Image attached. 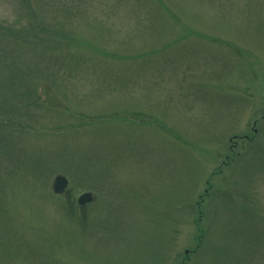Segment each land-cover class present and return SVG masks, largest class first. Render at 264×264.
I'll return each mask as SVG.
<instances>
[{
    "label": "rangeland",
    "instance_id": "rangeland-1",
    "mask_svg": "<svg viewBox=\"0 0 264 264\" xmlns=\"http://www.w3.org/2000/svg\"><path fill=\"white\" fill-rule=\"evenodd\" d=\"M194 1L0 0V264H264V0Z\"/></svg>",
    "mask_w": 264,
    "mask_h": 264
},
{
    "label": "trees",
    "instance_id": "trees-1",
    "mask_svg": "<svg viewBox=\"0 0 264 264\" xmlns=\"http://www.w3.org/2000/svg\"><path fill=\"white\" fill-rule=\"evenodd\" d=\"M197 1H199V0H195L194 2H197ZM71 39L72 38H70V40H68V45H70V44H73L72 42H71ZM45 40L46 39H44V40H42V41H34V43H35V47H36V50H38V51H42L43 50V48H44V46H45V44L44 43H46L45 42ZM73 41H74V39H73ZM36 50H33L32 51V53H33V55H36ZM21 51H22V53H26L27 51H25L24 49H21ZM39 54V53H38ZM145 68H143L142 69V71L144 70ZM12 71L14 70V68H12L11 69ZM129 72L131 73H133V72H135V70L133 69H130L129 70ZM143 72H141V74H142ZM121 82V81H120ZM117 83H119V82H117ZM117 85H119V84H117ZM49 90V91H48ZM47 90V88H46V90H42V94L43 95H50V93H52L51 92V90L50 89H48ZM45 99V98H44ZM121 114L119 113V116H120ZM261 118V120H262V122L264 121V114L260 117ZM101 121V120H100ZM90 122H87L86 124H89ZM86 124H84V125H86ZM94 124V123H93ZM115 129V136H114V138H115V141L118 143L119 141H118V137L117 136H119V134H117L116 135V128H114ZM169 133H171V132H169ZM244 141H248V142H251L252 140H253V142L255 141L254 140V135H252V136H246L244 139H243ZM114 141V140H113ZM102 144V143H101ZM112 146H113V143H112ZM244 146L245 145H243L242 147L244 148ZM245 148H246V146H245ZM38 149H36V151H37ZM230 152H231V154H233V152L231 151V150H229ZM230 152L225 156V161L221 164V166L222 167H225V166H228L229 165V163L232 161V158H230ZM47 155V154H46ZM45 154L44 155H42L41 157L43 158V157H45L46 156ZM238 154L236 153L235 154V156H237ZM27 156H29L30 158H32L33 156H30L29 155V153H27ZM233 157V156H232ZM230 166V165H229ZM221 172V171H220ZM206 184H207V186L209 187V186H211L212 185V183H211V180H207L206 181ZM209 189V188H208ZM69 190V189H68ZM68 190L65 192V194L68 192ZM204 191H206V193L204 192L203 194H209L210 193V189L209 190H207V188L204 190ZM209 192V193H208ZM219 196V195H218ZM217 196V197H218ZM199 198H202V196H199ZM198 203H199V199H198V201H197ZM72 202L70 201V204H71ZM212 204H213V202H212ZM72 205V204H71ZM80 207V206H79ZM81 208H83V207H81ZM200 212H201V215L203 216V210H201L200 209ZM200 215V216H201ZM200 219V218H199ZM197 219H195V221H196ZM198 221V220H197Z\"/></svg>",
    "mask_w": 264,
    "mask_h": 264
},
{
    "label": "water",
    "instance_id": "water-1",
    "mask_svg": "<svg viewBox=\"0 0 264 264\" xmlns=\"http://www.w3.org/2000/svg\"><path fill=\"white\" fill-rule=\"evenodd\" d=\"M52 190L56 194H62L67 190L69 185L68 177L63 173H57L52 180ZM97 196L93 191H84L78 196V204L80 207L85 206L87 203H92L96 200Z\"/></svg>",
    "mask_w": 264,
    "mask_h": 264
}]
</instances>
